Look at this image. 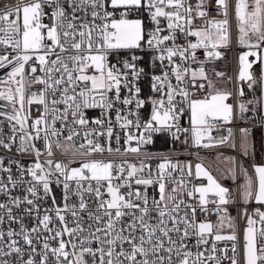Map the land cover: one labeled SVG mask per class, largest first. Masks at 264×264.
Wrapping results in <instances>:
<instances>
[{"label":"snow or ice","instance_id":"snow-or-ice-1","mask_svg":"<svg viewBox=\"0 0 264 264\" xmlns=\"http://www.w3.org/2000/svg\"><path fill=\"white\" fill-rule=\"evenodd\" d=\"M42 2L49 5L55 2L57 5L52 13L56 23L51 27L41 23ZM42 2L35 0L23 7L22 32L19 23L20 9L15 13L0 14V33L3 34L0 35V44L11 47L17 52L12 60H9L7 55L0 56V68L6 67L7 64L13 65L4 83L17 85L14 91L10 87L7 93L0 91V98L14 105V115H9L8 119L15 120L19 125V128L16 125L12 126L13 135L9 137V143L0 139V146L10 149L11 143L15 142L16 134L19 133L20 150L27 151L28 148H32L39 157V150L35 149L34 144L27 142L40 138V133L43 131L45 147L48 155L51 156V138H57L56 145L61 146L59 142L61 131L55 127L57 120L62 123L68 122L70 114L72 125L84 127L88 124L83 111L86 108L100 107L110 110L117 103L128 106L134 102L136 109L141 108L145 101L138 99L140 89L135 85V81L143 72V69L136 68L135 61L139 58L133 55L132 62L124 60L122 63L125 71H122L116 64H109L108 57L114 51L141 47V41L145 38L143 23L140 19H128L127 16L130 12L142 8L147 10L151 21L155 24V28L147 33L146 43L150 49L159 52L154 60L159 59L162 64L165 59L169 61L168 67L177 81V86L171 84L170 72L167 70L161 75L153 76V90L161 92L162 95L158 100H151L153 105L151 118L142 125L143 132L139 135L131 133L126 135L125 143L129 147L125 152L139 155L141 147L152 142V133L171 132L175 128L176 132L172 134L178 139L176 133L189 131V129H181L177 123L184 109L177 110L174 103L175 96L179 94L184 99L189 97V92L179 88V85L185 83L186 78H190L194 87L203 89L205 87L203 83L195 84L199 77L207 81L210 89L214 86L203 66L198 72L190 71L188 67L182 68L179 64H175L173 57L179 56L182 61L189 59L195 61V50L199 48H203L209 58L220 56L217 49L229 39L227 0H216L217 6L225 16L223 20L207 19L208 13L203 10L204 0H199L197 3L195 16L192 5L187 4L186 0H110V7L113 10L124 9L120 13V19L113 18L114 13L107 10L108 0H67L72 9L71 16L65 11L61 0H42ZM253 3V11L248 12L249 4L246 0H237L236 19L240 33L239 43L250 49L240 56L239 79L255 83L249 71L253 62H250L248 57L255 56L259 60L258 50L264 45V0H253ZM78 11L84 12L83 18L76 16ZM13 15L16 19L11 18ZM88 15L91 16V20L87 19ZM161 18L167 21L166 29L161 27ZM195 18H204V25L194 26ZM77 20L80 22L77 23ZM45 28H47L46 35L42 32ZM165 30L169 34L161 36L160 34ZM177 30L186 37H195V42L189 40L187 47L177 46L175 43ZM46 39L50 40L51 44H46ZM167 41H171L173 46L163 47ZM56 48H59V53L56 52ZM69 50L74 54L66 58L62 57L61 54ZM52 55L56 58L49 60L48 57ZM33 56L46 77L33 76V79L37 83L44 84L45 88L39 94L32 93L28 98L25 92L29 86L25 66ZM89 69L94 70L92 74H88ZM128 70L131 71V80ZM36 71L37 68L31 66V73L35 74ZM56 73H59L58 77ZM223 75L221 72L216 73L218 77ZM261 80H264V75L261 76ZM252 83L249 87H252ZM122 88L128 92L123 99H121ZM49 91L54 97L51 101L52 123L42 128V124L47 125L44 117L36 119L31 126L35 130L33 135L27 130L26 117L22 118L20 112L24 110L26 103L29 105L38 103L44 105L47 113L49 105L45 93ZM57 93L59 97L55 98ZM230 95L229 92L217 90L214 94L208 93L203 99L190 101L191 134L196 145L199 146L202 139L216 127L217 120L224 122L231 120L232 105L225 102ZM241 95H243L242 90ZM17 103L20 106L18 110L15 108ZM60 104L64 105L63 111L56 107ZM239 108L241 113L247 110L244 104H240ZM120 111L116 108V120L122 128L133 125L138 129L141 127L138 117L134 122L127 116L122 117ZM132 114L131 111L128 112V115ZM94 123L101 124L102 121L96 120ZM240 131L243 137L244 155H248L247 139L250 133L248 129ZM77 135L78 132L71 128L66 140L72 141ZM90 135V132H86L87 144L80 145L84 150L83 154L91 155L93 152L105 151L99 143L88 138ZM100 135L111 138L113 135L111 126L106 133ZM231 136L232 132L229 129L228 136L215 143H227ZM119 139L117 135V143ZM133 140L136 141L134 147L131 146ZM204 146L209 145L204 144ZM108 151L112 152L113 149L109 147ZM115 151L120 152V149L116 148ZM45 163L48 165L47 171L38 159L34 166L27 169L20 167L21 183L24 182L25 173L31 176V180L26 182L27 194L20 197L9 194L11 191L9 185L14 189L18 181L13 179L10 169H3V162L0 160V170L9 172L7 184L0 179V193L8 195V202L0 203V225L5 222V217L10 224H20L19 231L11 227L7 232L0 229V264H89L86 257L91 258V264H205L206 260L220 264V260L214 255L217 251L215 242L236 239L234 234L224 236L219 234V231L214 233V225L210 222H197L196 208L186 204L183 199H178V188L181 193L186 191L188 197L198 193L201 210L205 212L207 208L204 206L210 202L208 199L210 194L218 198L219 205L229 202L227 199L229 190L222 187L200 164L195 166V178L206 177L208 181L206 186H193L191 190H187V184L182 179L173 181L177 187L166 193V178H171L172 172L177 170L181 177L185 174L178 163H173L169 159H164L157 166L158 174L155 179L150 169L145 174V169L149 166L143 161L139 167L127 161L117 165L112 161L90 160L82 163L79 168H70L59 162L53 164L51 159ZM253 168L257 183L254 187L253 180L245 171L244 200L247 203L249 198H254L257 203L264 204V166L253 165ZM187 175L192 176L191 165L187 166ZM53 177L58 186L62 184V206L57 204L56 197L52 194ZM60 177H63V180ZM133 183L144 186V191L139 188L133 189ZM153 184L159 186V199L153 197L150 204L147 188ZM122 188L128 190L122 192ZM73 196L78 202H71ZM48 197H51L53 207L43 208L41 215L42 209L38 201L42 202ZM92 204H95L94 209ZM22 205L27 207L22 208ZM181 205H184L185 209H190L191 215L188 211H184L181 215ZM14 208H22L23 215L14 214ZM153 212L156 214L155 217L152 216ZM84 214L87 216L86 227ZM25 215L34 217L37 221L30 229L23 223ZM69 215L73 225L71 227L67 219ZM256 215L259 216L260 224L264 225V212L257 209ZM153 219L155 223L152 222ZM57 222L59 226L50 227ZM255 224V220L248 219V227L244 235L245 264H264V227L257 229ZM172 234H176L177 238L174 239ZM65 236L67 239L64 238ZM191 236L196 237L197 247L208 245V238L214 236L209 256L205 257V252L208 251L205 248L204 251H198L193 259V253L185 243ZM53 241L57 246H53L51 243ZM93 244L96 246L93 247ZM232 251L235 253V245ZM26 255L27 259H25ZM13 256L15 260L6 259ZM231 264H237L234 256L231 258Z\"/></svg>","mask_w":264,"mask_h":264},{"label":"built area","instance_id":"built-area-1","mask_svg":"<svg viewBox=\"0 0 264 264\" xmlns=\"http://www.w3.org/2000/svg\"><path fill=\"white\" fill-rule=\"evenodd\" d=\"M35 2V0H0V14H7L9 12L15 13L17 9L22 10L24 6ZM42 2V0H41ZM249 4L248 12L253 11L254 3L253 0H246ZM61 3L65 9V11L71 16L72 9L69 7L67 0H61ZM187 4H191L193 7V16H195L196 5L199 3V0H186ZM236 3L237 0H227L228 4V42L223 44L221 47L217 49L220 52V56L218 58H209L205 54V50L203 48H199L195 50L196 60L192 61L191 59L187 61H182L179 56L173 57V61L175 64H179L182 68L188 67L190 71L195 70L198 72L201 66L206 67L210 63H217L221 60L225 59L226 53L230 54V64L232 68V92L229 96L230 105H232V118L229 122H224L222 120H217L215 122L216 127L210 132V134L206 135L201 144L198 146L193 142L192 134H191V124H190V108L189 103L191 100L203 99L208 93H212V88L208 87L207 81L197 77L195 84L199 85L203 83L205 87L203 89H199L193 86L190 78H186V82L179 85V88H184L189 92V97L184 99L182 96L177 94L174 99V103H176L177 110L183 108V113L179 116L178 124L181 129H189L188 132H178L176 135L179 137L178 139L174 138L172 133L176 132V129L173 128L171 132L169 131H161L158 133H152V142L150 144H145L141 147V153L139 155L125 152V149L129 147L128 144L125 143L126 135L131 133L133 135H139L140 132H143L142 125L147 122L151 118L152 113V99H160L162 93L153 90V76L161 75L163 71L167 70L170 72V68L168 67L169 61L165 59L163 64L159 59H155L159 55V52L154 49H150L146 43L148 39L147 33L155 28V24L151 21L147 10L140 9L139 11H132L128 14V19H140L143 23V28L145 32V38L141 41V47L137 49H125L118 50L112 52L108 57L109 64H116L122 71L123 69V61L128 60L132 62L131 58L133 55L138 57L135 61L137 70L143 69V72L140 73L139 78L135 81L136 87L140 89L138 99L145 101L144 105L136 109L135 102L131 105L125 106L122 103H117L110 110H105L100 107L86 108L84 109V118L88 121V124L84 127L79 125H72L70 122L72 120L71 115L68 116V122L62 123L60 120H57L55 123V127L61 131V135L59 137L60 147L56 145L55 137L51 138L52 142V155L49 156L47 149L45 147V141L43 139L44 132L41 131L40 138L35 140H29L28 144H34L35 149L39 150L40 156L37 157L35 154V150L32 148H28L27 151H21V142H20V134H16V139L14 143H11V148L7 149L3 146H0V160H2L3 169H10V174L14 180L18 181L17 187L12 189L11 185L9 188L11 189V196H20L23 197L26 195V187L27 181L31 180V176L25 173L24 182H20V167L25 169L34 166L37 162L44 165L45 170H48V165L45 163L47 160L51 159L53 164L59 162L64 165H68L70 168H77L84 162H88L90 160H103L105 162L112 161L115 164L119 165L124 161L127 163L136 164L137 167L140 166L141 161H143L149 168L145 169V174L151 171L152 177L155 179L158 174V165L164 160L169 159L173 163H178V165L184 169V176L181 177L179 170L172 172L171 178H166V193L171 192L173 188L177 187L176 183L173 181H183L187 184V190H191L193 186L200 187L206 186L208 184L206 177H201L199 179L195 178V166L197 164L202 165V167L207 170L212 177L222 186L229 190V194L227 196L228 203L225 205L218 204V198L209 195V203L204 207L207 208V212L201 210V206L199 204V194L194 193L192 197H188L186 191L181 193L178 188V199H183L186 204H191L196 208L195 220L197 222H210L214 224L216 220L225 213L228 217L234 218L235 222V233L236 236L235 241L232 240H221L216 241L217 251L214 255L220 260V264H231V258L234 256L237 264H245L244 258V235L246 227L248 226V219L252 218L256 221L255 227L260 229L264 227L259 222V216L256 215L257 209L261 212H264V204L257 203L254 198H249L247 203L244 200L243 192L244 185L246 182L245 171L247 172V176L252 180L254 178L253 167L248 162V159L245 157L243 152V137L241 135V129H252L253 127H262L264 129V120L253 122L251 116L248 117L247 122H242L240 120V98L238 96V48L242 47L244 50L248 47L241 45L239 43V31L237 28V19H236ZM107 10L112 11L114 13L113 18L120 19V13L124 11V9H116L113 10L110 7L109 1ZM57 5L55 2L50 5L42 2V12L41 23L46 25L47 27L53 26L56 23L54 16L52 15L53 11L56 9ZM203 10L207 11L208 17L207 19H216L223 20L225 18L223 11L217 6L216 0H204ZM90 12V10H89ZM83 11L76 12V16L83 18ZM12 19H16L15 15L11 17ZM88 20H91V16L88 15ZM77 23L80 21L77 20ZM19 23L21 25L22 32V17L20 11ZM100 23V21H97ZM205 23L204 18H195L194 26H203ZM161 27L167 28V21L161 18ZM42 32H47V28L42 29ZM169 32L167 30L163 31L160 35H168ZM0 35H3L0 33ZM191 40L195 42V37L188 36L186 37L183 33L176 31V45L183 48L187 47L188 41ZM46 44H51L50 40H45ZM172 42L167 41L163 47H172ZM59 48H56V52L59 53ZM74 52L69 50L66 53H62V57L66 58L68 55H72ZM7 55L9 60H12L14 56L17 55V52L14 51L11 47H8L4 44H0V56ZM56 56L52 55L48 57L49 60L55 59ZM11 64H7L6 67L0 68V91L7 93L9 87L15 90L17 87L16 84L4 83L7 81L8 73L12 70ZM31 66H35L37 71L35 74L31 73ZM71 67V64L69 65ZM93 69L88 70V74L93 73ZM129 71V80L132 79L131 71ZM26 79L28 82V87L25 89L26 97L30 98L32 93L39 94L44 90L45 85L41 83H37L33 76L35 77H45V73L40 70V65L38 61H36L35 56L33 59L28 62L25 66ZM56 76H59V73H56ZM46 78V77H45ZM17 79H19L17 77ZM171 84L176 87L177 81L174 75L171 74L169 76ZM167 89H165L166 91ZM112 95L111 93L109 94ZM128 92L126 89L121 90V99H123ZM59 97V93H57L55 98ZM46 101L49 105V111L45 113V107L42 104L32 103L25 104V108L22 112H20V116L26 117V127L27 130L33 135L35 134V130L31 127L34 121L40 117H44L47 125H41V127L50 126L52 123L53 113L51 112V101L54 98L51 92L45 93ZM19 104H15V108L19 109ZM56 107L63 111L64 105H56ZM14 105L7 101L6 99L0 98V139L4 140L5 143H9V137L13 135L12 126L16 125L19 128V125L16 124L15 120L10 121L8 119L9 115H14L13 112ZM116 108H119L120 115L127 116L128 119L136 121L137 117L139 118L141 127L138 129L134 125L129 126L128 128H122L119 123H117L116 117L117 112ZM131 111L133 114L128 115V112ZM100 120L101 124H96L94 121ZM111 126L112 128V137L109 138L107 135H100V133H106L107 129ZM74 128L78 135L73 137L72 141L66 140V137L69 133V130ZM229 129L232 132V136L229 138L227 143L220 144L215 143L224 139V137L228 136ZM90 132L91 135L88 137L92 139L94 142L99 143L105 151L103 152H93L91 155L83 154L84 150L80 148L81 144H87L85 139V133ZM119 136V143L116 141V136ZM204 144H208L209 146L205 147ZM232 145H235L234 147ZM131 146H136V141L133 140L131 142ZM27 147V144L25 145ZM111 147L113 149L112 152L108 151V148ZM160 147V148H158ZM163 147V148H162ZM166 147V148H164ZM119 148L120 152H116L115 149ZM191 165L192 176L187 175V166ZM8 171L0 170V179L4 181L5 184L8 183ZM63 180V177H60ZM53 182L51 184L52 194L56 197L57 204L62 206V184L57 185L55 183V177L52 178ZM139 188L142 192L144 191V186L135 185L133 183V189ZM127 188H122V192H126ZM147 193L149 196V201L151 204V200L153 197L159 199V186L158 184H153L147 188ZM42 195V192H41ZM107 198V197H105ZM217 201V202H211ZM8 202V195L4 193H0V203ZM73 203L78 202L75 196L72 197ZM41 205V215L43 214V208L53 207L51 197L44 199L42 202H39ZM23 207H27V205H22ZM21 209H13L14 214L23 215ZM92 208H95V204H92ZM184 211H188L189 215H191L190 209H185L184 205H181V215H183ZM155 212L152 213V216L155 217ZM54 216V214H53ZM69 226H73L71 223V216L67 217ZM85 219V227L87 226V216L84 214ZM155 223V219L152 221ZM23 223L27 228L33 227L37 221L34 217L24 216ZM59 226L58 222L54 225H50V227ZM171 226V225H169ZM11 227L16 231H19L20 224L19 223H9L7 218L5 217V222L0 225V229L7 232L8 228ZM217 230L214 229V233ZM219 234L228 236L232 235V233H223L219 232ZM47 235V233H44ZM173 238L176 239V234H172ZM67 239V236L64 237ZM208 245H200L196 246V237L191 236L188 238L185 243L188 245V248L193 253V259L195 258V254L198 251H204L205 248L208 251L205 252V257L209 256L211 253V245L214 240V236L209 237ZM53 246H57L56 242H51ZM259 238H258V246H259ZM233 245H235V253H233ZM96 245L93 244V247ZM127 247V245H125ZM39 251V246L37 248ZM119 251V249H117ZM226 251V256H225ZM139 258V257H138ZM6 259L15 260V256L7 257ZM27 259V255L25 256ZM38 259V257H37ZM88 259L89 264H91V258L86 257ZM173 259L176 260V257L173 256ZM205 264H215V261L206 260Z\"/></svg>","mask_w":264,"mask_h":264},{"label":"trees","instance_id":"trees-1","mask_svg":"<svg viewBox=\"0 0 264 264\" xmlns=\"http://www.w3.org/2000/svg\"><path fill=\"white\" fill-rule=\"evenodd\" d=\"M244 49L242 47L238 48V54L242 52ZM261 61H259L252 70L253 78L255 79V83L251 81L248 84H245L246 94L243 98H240L239 103L244 104L246 107V111L243 113L240 112V120L242 122L253 121L258 122L264 120L261 112L262 105V80H261ZM218 72L223 73V76H220L219 86L217 89L225 92H231V64H230V54L226 53L225 59L221 60L217 63ZM209 65V64H208ZM207 66V65H205ZM209 77L214 79L216 75L213 71L209 72ZM252 83V87H249V84ZM251 101V103H249ZM251 116L252 119L248 120V117ZM251 134V152L252 154L256 153L260 146L262 145L264 129L262 127H253L250 129ZM160 148V147H158ZM163 148V147H162ZM166 148V147H164ZM250 164H252V161Z\"/></svg>","mask_w":264,"mask_h":264},{"label":"rangeland","instance_id":"rangeland-1","mask_svg":"<svg viewBox=\"0 0 264 264\" xmlns=\"http://www.w3.org/2000/svg\"><path fill=\"white\" fill-rule=\"evenodd\" d=\"M108 1H109V4H110V0H108ZM22 15L23 14H22V10H21V17H22ZM22 23H23V20H22ZM254 39H255V37H253V40ZM204 69H205V72H206L208 78L212 81L213 86H214L212 88V94H214L215 91H217V90L218 91H221V90H219V89L216 88V87L219 86V82H220L219 81L220 80L219 78H220V76L219 77L216 76V78H214V79H212V78L209 77V72L210 71H213L215 73V75H216V73L218 72L217 65L215 63H210L209 65H207L206 67H204ZM231 82H232V68H231ZM231 92H232V84H231ZM247 143L249 144L248 139H247ZM245 157L248 159L249 155H245ZM249 161L250 160L248 159V162ZM249 163H251V162H249ZM77 168H79V167H77ZM221 222H222V226H221ZM213 225H214V229L217 230V231H219V232L229 233V234L232 233V235L235 233V230H234V228H235L234 218L228 217V215L226 214V212L225 213H222V215L216 220V222ZM247 227H246V229H247Z\"/></svg>","mask_w":264,"mask_h":264},{"label":"crops","instance_id":"crops-1","mask_svg":"<svg viewBox=\"0 0 264 264\" xmlns=\"http://www.w3.org/2000/svg\"><path fill=\"white\" fill-rule=\"evenodd\" d=\"M260 50V54H261V57H260V61H261V76L264 75V45L261 46V48L259 49ZM262 105H261V112H262V116L264 118V80H262ZM227 104H230V98H228L226 101H225ZM249 133H251L249 131ZM248 159L250 161H252V167L253 165H258V166H264V136H263V141H262V145L260 146L259 150L252 154L251 152V134H249L248 136ZM253 173H254V178H253V184H254V187L257 183V177H256V174H255V171H254V168H253Z\"/></svg>","mask_w":264,"mask_h":264},{"label":"water","instance_id":"water-1","mask_svg":"<svg viewBox=\"0 0 264 264\" xmlns=\"http://www.w3.org/2000/svg\"><path fill=\"white\" fill-rule=\"evenodd\" d=\"M249 50H250L249 48H246L245 50H243L242 52H240L238 54V64H237L238 65V78L237 79H238V96H239V98H243L245 96V94H246L245 84H248L250 82L248 80L241 81L239 79V72H240V62H239V60H240V56L243 55L244 53L248 52ZM252 50L253 51H257L256 49H252ZM258 54L261 57L260 50H258ZM248 60L250 62H253L251 69H249V71L252 73L253 67L260 61V59L258 60L257 57H255V56H249ZM252 75H253V73H252ZM241 90L243 91V95H241Z\"/></svg>","mask_w":264,"mask_h":264}]
</instances>
